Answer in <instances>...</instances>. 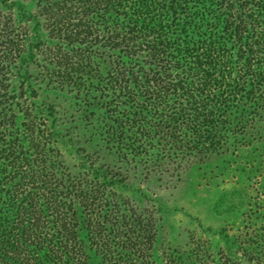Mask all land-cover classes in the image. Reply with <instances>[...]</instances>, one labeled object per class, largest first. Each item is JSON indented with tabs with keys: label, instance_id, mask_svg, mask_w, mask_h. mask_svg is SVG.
I'll return each mask as SVG.
<instances>
[{
	"label": "trees",
	"instance_id": "16d2710c",
	"mask_svg": "<svg viewBox=\"0 0 264 264\" xmlns=\"http://www.w3.org/2000/svg\"><path fill=\"white\" fill-rule=\"evenodd\" d=\"M263 155L264 0H0V264H264L157 249L165 192Z\"/></svg>",
	"mask_w": 264,
	"mask_h": 264
},
{
	"label": "rangeland",
	"instance_id": "374dc122",
	"mask_svg": "<svg viewBox=\"0 0 264 264\" xmlns=\"http://www.w3.org/2000/svg\"><path fill=\"white\" fill-rule=\"evenodd\" d=\"M62 152L69 166L78 163L74 152L63 148ZM256 158L255 169L246 167L244 162L241 167L249 168L244 173L239 163L223 174L210 168L192 170L177 191L165 192L164 213L158 226L159 253L194 246L201 238L206 241V232L232 239L247 232H264V165L260 166L264 155ZM215 243L224 246L221 237L211 240L209 246ZM92 264H97L95 258Z\"/></svg>",
	"mask_w": 264,
	"mask_h": 264
}]
</instances>
